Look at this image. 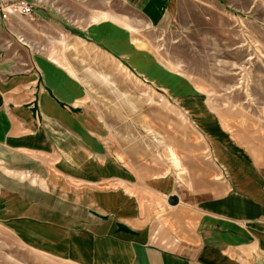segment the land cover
Listing matches in <instances>:
<instances>
[{
  "label": "crops",
  "instance_id": "obj_1",
  "mask_svg": "<svg viewBox=\"0 0 264 264\" xmlns=\"http://www.w3.org/2000/svg\"><path fill=\"white\" fill-rule=\"evenodd\" d=\"M43 1L0 20L1 232L71 264H264V156L203 111L182 145L131 124L112 90L43 44L93 39L90 22L60 23L89 20L88 0ZM144 2L163 27L176 1Z\"/></svg>",
  "mask_w": 264,
  "mask_h": 264
},
{
  "label": "rangeland",
  "instance_id": "obj_2",
  "mask_svg": "<svg viewBox=\"0 0 264 264\" xmlns=\"http://www.w3.org/2000/svg\"><path fill=\"white\" fill-rule=\"evenodd\" d=\"M50 1L81 0L43 5ZM144 1L88 0L89 20L60 23L73 29L90 22L93 39L67 32L45 37L43 44L58 46L55 57L72 61L103 91L112 90L111 98L127 105L131 124L178 136L182 145L184 134L198 133L194 112L203 111L264 156V0H175L163 10V27L150 22ZM45 27L50 30V22ZM0 264L71 263L0 230Z\"/></svg>",
  "mask_w": 264,
  "mask_h": 264
},
{
  "label": "built area",
  "instance_id": "obj_3",
  "mask_svg": "<svg viewBox=\"0 0 264 264\" xmlns=\"http://www.w3.org/2000/svg\"><path fill=\"white\" fill-rule=\"evenodd\" d=\"M33 4L27 0H0V20H8L12 16L29 17L34 14Z\"/></svg>",
  "mask_w": 264,
  "mask_h": 264
},
{
  "label": "water",
  "instance_id": "obj_4",
  "mask_svg": "<svg viewBox=\"0 0 264 264\" xmlns=\"http://www.w3.org/2000/svg\"><path fill=\"white\" fill-rule=\"evenodd\" d=\"M171 200V199H170Z\"/></svg>",
  "mask_w": 264,
  "mask_h": 264
}]
</instances>
